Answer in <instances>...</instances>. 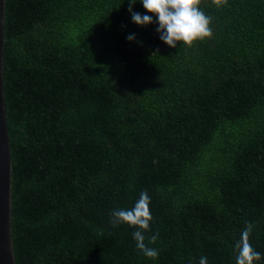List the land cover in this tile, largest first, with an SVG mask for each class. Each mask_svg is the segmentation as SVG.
I'll list each match as a JSON object with an SVG mask.
<instances>
[{
	"label": "trees",
	"instance_id": "16d2710c",
	"mask_svg": "<svg viewBox=\"0 0 264 264\" xmlns=\"http://www.w3.org/2000/svg\"><path fill=\"white\" fill-rule=\"evenodd\" d=\"M128 7L6 0L17 264H236L248 222L264 264V0H201L212 38L176 48ZM144 190L156 259L110 223Z\"/></svg>",
	"mask_w": 264,
	"mask_h": 264
},
{
	"label": "clouds",
	"instance_id": "9594fccd",
	"mask_svg": "<svg viewBox=\"0 0 264 264\" xmlns=\"http://www.w3.org/2000/svg\"><path fill=\"white\" fill-rule=\"evenodd\" d=\"M211 2L217 8H221L227 6L228 0H211ZM128 3V12L136 25L147 26L153 23V15L157 18L156 32L160 34V40L170 48H176L178 42L191 47L194 42L211 39L213 36L212 20L201 11V0H141L145 11L153 15H141L134 12L132 5L136 3V0H128ZM126 39L131 42L135 39V35L130 34ZM149 205L150 197L147 190H144L132 208L113 209L109 214L110 223L113 227L127 224L138 229L132 234L136 247L146 257L156 259L159 255L158 250L145 244L144 232L150 230L152 220ZM253 228V222H248L241 232L239 241L235 244V250L238 253L236 264H253L254 261L261 259V254L253 248L249 240ZM157 235H153L149 242L155 243ZM199 264H208L207 256L202 255Z\"/></svg>",
	"mask_w": 264,
	"mask_h": 264
},
{
	"label": "water",
	"instance_id": "95a60500",
	"mask_svg": "<svg viewBox=\"0 0 264 264\" xmlns=\"http://www.w3.org/2000/svg\"><path fill=\"white\" fill-rule=\"evenodd\" d=\"M6 0H0V264H17L13 236V161L5 93Z\"/></svg>",
	"mask_w": 264,
	"mask_h": 264
}]
</instances>
